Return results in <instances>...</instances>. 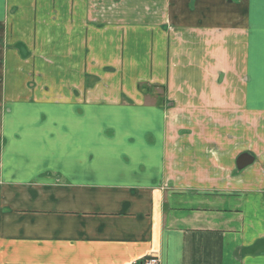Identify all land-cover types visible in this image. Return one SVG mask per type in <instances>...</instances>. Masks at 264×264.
<instances>
[{"label": "crops", "instance_id": "crops-1", "mask_svg": "<svg viewBox=\"0 0 264 264\" xmlns=\"http://www.w3.org/2000/svg\"><path fill=\"white\" fill-rule=\"evenodd\" d=\"M150 256L264 264V0H0V264Z\"/></svg>", "mask_w": 264, "mask_h": 264}, {"label": "water", "instance_id": "water-1", "mask_svg": "<svg viewBox=\"0 0 264 264\" xmlns=\"http://www.w3.org/2000/svg\"><path fill=\"white\" fill-rule=\"evenodd\" d=\"M254 161V159L247 155V154H244L242 156L239 157L238 161H237V166H238V169H244L245 167H247L248 165L252 164Z\"/></svg>", "mask_w": 264, "mask_h": 264}, {"label": "built area", "instance_id": "built-area-1", "mask_svg": "<svg viewBox=\"0 0 264 264\" xmlns=\"http://www.w3.org/2000/svg\"><path fill=\"white\" fill-rule=\"evenodd\" d=\"M138 264H160V259L157 256H150Z\"/></svg>", "mask_w": 264, "mask_h": 264}]
</instances>
